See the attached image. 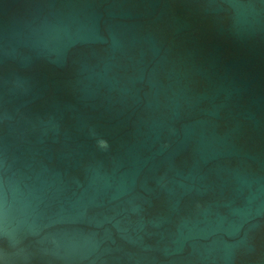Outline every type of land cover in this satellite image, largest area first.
<instances>
[{
    "label": "water",
    "instance_id": "water-1",
    "mask_svg": "<svg viewBox=\"0 0 264 264\" xmlns=\"http://www.w3.org/2000/svg\"><path fill=\"white\" fill-rule=\"evenodd\" d=\"M0 264H264V0H0Z\"/></svg>",
    "mask_w": 264,
    "mask_h": 264
}]
</instances>
